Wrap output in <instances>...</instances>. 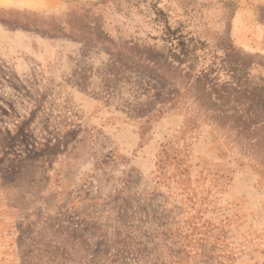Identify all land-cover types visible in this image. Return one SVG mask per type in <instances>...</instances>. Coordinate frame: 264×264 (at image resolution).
<instances>
[{
  "label": "rangeland",
  "instance_id": "obj_1",
  "mask_svg": "<svg viewBox=\"0 0 264 264\" xmlns=\"http://www.w3.org/2000/svg\"><path fill=\"white\" fill-rule=\"evenodd\" d=\"M0 1V264H264V132L145 52L264 63V0Z\"/></svg>",
  "mask_w": 264,
  "mask_h": 264
},
{
  "label": "trees",
  "instance_id": "obj_2",
  "mask_svg": "<svg viewBox=\"0 0 264 264\" xmlns=\"http://www.w3.org/2000/svg\"><path fill=\"white\" fill-rule=\"evenodd\" d=\"M157 22L163 27L162 32L165 37L176 40H167L169 52L164 55L154 54V50L145 49L148 62H151L158 70L163 71L169 65L171 68H179L190 54L202 53L204 58L203 66L198 72H191V67L187 66L182 71H189L192 74L191 87L194 86L196 92L200 93L198 101L218 108L222 115L228 113H240L244 123L249 122L264 132V77L260 76L258 81L252 78L251 74L255 68L264 67L262 61L257 60L256 55L246 54L231 43L209 50L204 55L206 43L198 40H180L178 31H172L168 24L162 23L161 11L156 6L153 7ZM258 15L262 20L264 17V6L258 8ZM193 41H198L200 47L191 45ZM134 49V48H132ZM218 51H224L222 55ZM154 55L155 59L151 57ZM166 70L163 74H166Z\"/></svg>",
  "mask_w": 264,
  "mask_h": 264
},
{
  "label": "bare ground",
  "instance_id": "obj_3",
  "mask_svg": "<svg viewBox=\"0 0 264 264\" xmlns=\"http://www.w3.org/2000/svg\"><path fill=\"white\" fill-rule=\"evenodd\" d=\"M6 1H7V0H6ZM1 4H3V2H2V1H0V5H1ZM42 5H43V4H42ZM44 5H45V4H44Z\"/></svg>",
  "mask_w": 264,
  "mask_h": 264
}]
</instances>
